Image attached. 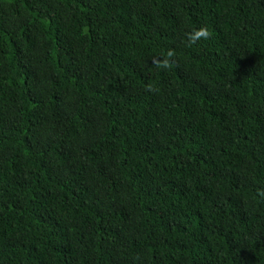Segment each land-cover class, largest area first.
Instances as JSON below:
<instances>
[{
    "label": "trees",
    "instance_id": "trees-1",
    "mask_svg": "<svg viewBox=\"0 0 264 264\" xmlns=\"http://www.w3.org/2000/svg\"><path fill=\"white\" fill-rule=\"evenodd\" d=\"M0 264H264V0H0Z\"/></svg>",
    "mask_w": 264,
    "mask_h": 264
},
{
    "label": "clouds",
    "instance_id": "clouds-1",
    "mask_svg": "<svg viewBox=\"0 0 264 264\" xmlns=\"http://www.w3.org/2000/svg\"><path fill=\"white\" fill-rule=\"evenodd\" d=\"M208 33L205 29L194 30L187 36V45L191 46L201 39H206Z\"/></svg>",
    "mask_w": 264,
    "mask_h": 264
}]
</instances>
